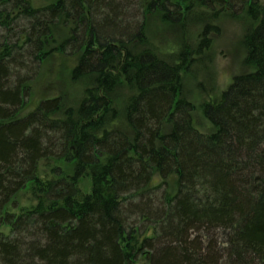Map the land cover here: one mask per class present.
Listing matches in <instances>:
<instances>
[{
  "label": "trees",
  "instance_id": "obj_1",
  "mask_svg": "<svg viewBox=\"0 0 264 264\" xmlns=\"http://www.w3.org/2000/svg\"><path fill=\"white\" fill-rule=\"evenodd\" d=\"M228 3L257 22L244 37L254 71L203 103L213 131L201 133L192 103L180 96L179 74L192 60L181 48L172 62L151 49L144 18L157 11L181 26L186 13ZM18 18L25 23L15 36ZM60 21L66 34L47 50ZM207 30L196 54L209 46ZM0 32V227L10 229L0 232V264H137L140 256L144 264H264V7L257 0L40 7L0 0ZM53 51L75 55L70 78L91 85L76 109H62L55 95L20 117L39 62ZM120 85L128 90L121 108L112 96ZM43 160L72 163V174L55 165L38 178ZM83 177L88 193L78 186ZM28 183L35 203L11 212Z\"/></svg>",
  "mask_w": 264,
  "mask_h": 264
},
{
  "label": "rangeland",
  "instance_id": "obj_2",
  "mask_svg": "<svg viewBox=\"0 0 264 264\" xmlns=\"http://www.w3.org/2000/svg\"><path fill=\"white\" fill-rule=\"evenodd\" d=\"M28 1L33 7H40L56 0ZM257 1L261 8L264 7V0ZM180 4L183 9L188 5L187 3ZM233 7L228 3V6L215 5L212 9L197 8L198 16H191L193 12L190 15L185 12L186 18L181 26L162 22L157 11H152L144 18L145 34L151 49L158 52L168 62H172L176 59L175 55L181 48L182 52L185 50L186 58L192 60L187 68L179 74L180 96L192 103V125L201 133L213 131L212 125L203 115V103L218 97L231 83L233 77L254 71V67L247 61L244 37L256 26L257 22L252 20L245 11L237 14ZM24 23L25 21L21 18L16 19L14 29L11 28V34L17 36ZM206 25H209L206 36L209 38V46L196 54L197 45ZM55 27L57 28L52 32V36L47 38V50L58 44L66 34L65 26L61 21ZM22 55H15V57L18 59ZM75 59V55H65L53 51L39 62L38 73L29 84L30 94L18 113L20 117L28 114L40 98H50L55 95L61 97L62 109L65 107L77 108L85 88L89 87L91 82L88 77L76 80L70 78V68L75 64ZM127 94L128 90L124 85L118 86L113 91L112 96L117 107L123 106ZM166 128L165 124L163 130L166 131ZM55 165L60 166L64 172L72 174V163L62 160L58 162L43 160L39 165L38 178L44 177ZM170 178H167V182L171 189L173 182ZM78 186L82 192L88 193L91 188L90 178H81ZM32 188V183H28L14 195L9 205L11 212L18 213L20 209L29 208L35 203V194ZM170 189L168 187L169 192H171ZM0 232L8 235L10 233L9 226L2 225ZM139 232V230L136 231L134 235L137 236ZM143 234L147 235L148 230ZM144 263L143 256H140L137 264Z\"/></svg>",
  "mask_w": 264,
  "mask_h": 264
}]
</instances>
